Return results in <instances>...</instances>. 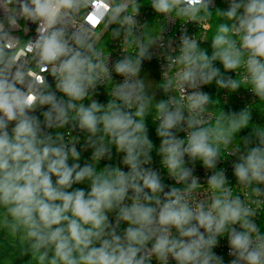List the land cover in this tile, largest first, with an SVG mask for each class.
<instances>
[{
  "label": "clouds",
  "instance_id": "9594fccd",
  "mask_svg": "<svg viewBox=\"0 0 264 264\" xmlns=\"http://www.w3.org/2000/svg\"><path fill=\"white\" fill-rule=\"evenodd\" d=\"M224 2L226 10L215 0H151L168 21L205 31L213 11L223 21L209 47L185 25L179 43H168L157 146L146 121L155 94L140 73L163 36H134L137 0H17L18 9L6 0L9 29L19 18L36 25L21 41L0 21V232L12 256L27 257L23 264H264V125L251 123L248 107L212 113L202 90L243 86L264 103V0ZM113 24L136 52L110 63L98 29ZM222 240L227 261L215 251Z\"/></svg>",
  "mask_w": 264,
  "mask_h": 264
},
{
  "label": "built area",
  "instance_id": "2783aa9c",
  "mask_svg": "<svg viewBox=\"0 0 264 264\" xmlns=\"http://www.w3.org/2000/svg\"><path fill=\"white\" fill-rule=\"evenodd\" d=\"M139 4L142 5L140 9V15L136 17L137 19V25L134 29V36L139 37L142 41L146 42L148 38L156 39L158 36H163V44L164 48L157 47L156 45H153L150 48V51L154 53L153 59L151 61L145 60L143 62V66L141 71L146 69L149 66H155L159 73V80L162 83L163 76L162 71L166 70L164 67L167 63L165 57L168 54V48L167 45L169 42L173 44L175 47L179 43V36L181 34V26L185 25V21L181 19H177L174 22L168 21L159 14H156L154 10L150 7L151 0H137ZM6 3V0H0V21H4L5 23V30L11 31L12 36L16 37L18 40L26 41L30 37H34L35 35V27L36 25H32L30 21L26 22L22 18L18 19L19 26L15 29H9L6 17L11 15V12L6 10L4 5ZM99 6V5H98ZM215 6H218L222 9L227 8V4L224 2V0H215ZM18 9V3L17 0H13L12 4L7 5V9ZM131 12V5H129V13ZM215 13V11H213ZM89 20L95 24L97 21L95 17H89ZM28 24L31 28V31L24 32L23 28L25 27V24ZM208 24L213 25V14L211 20L207 21ZM188 29V33L192 36H194L197 40H201L202 37L208 36L209 31L211 28L207 29L205 31L203 26H200L196 23L189 22L185 25ZM119 25L113 24L110 25L107 29L103 28V25H101V29H98V31H102L100 40L97 44L98 48L103 49L105 55L110 56V63L115 61L117 58H121L124 55H135L136 48L135 45L129 46L125 43V32L121 30V33L119 36H115L113 34L112 29L118 28ZM205 43L202 42V45ZM175 55V53H172ZM157 55L159 56V59H157ZM173 73H169V75H172ZM114 76V82H122L123 77H118L115 74ZM112 85H109L110 88ZM208 86H203L202 90L207 92ZM103 92L104 90L101 89ZM169 95H178V93H169ZM166 99L167 96L165 95ZM236 102L237 105H239L242 108L248 107L252 110V116H260L263 120L264 125V103L260 102L258 98H256L254 95L251 94L250 91L246 90L243 86L241 89H238L235 92ZM98 99L101 102L106 101L107 97L106 95L102 94L98 97ZM211 111V110H210ZM212 112V111H211ZM213 113V112H212ZM73 135H76V133H73ZM84 155H89V153H85ZM122 155V154H121ZM160 158L155 157L154 158V164L153 167H155L157 170H160ZM104 163V161H102ZM220 166L229 167V165L222 161ZM123 167V166H122ZM206 170L203 169L200 166V163H197V170L194 173L201 179V183H205L206 176H205ZM210 174V173H209ZM228 176L230 177V182L232 184H235V177L232 175L231 169L229 167ZM165 181L167 183H175L174 181H171L167 177H165ZM243 198V197H242ZM264 231V228L261 229ZM215 251L223 256L225 258V261L229 259L228 257V249L226 247V242L224 240L221 241L220 247L215 249Z\"/></svg>",
  "mask_w": 264,
  "mask_h": 264
},
{
  "label": "trees",
  "instance_id": "16d2710c",
  "mask_svg": "<svg viewBox=\"0 0 264 264\" xmlns=\"http://www.w3.org/2000/svg\"><path fill=\"white\" fill-rule=\"evenodd\" d=\"M220 22H223V21H221L216 16V12L213 13V25H212L211 30L208 33V36H207L208 41H207V43L202 45V47H209L211 37L215 33L217 24ZM209 51H210V48H209ZM160 83L161 82L158 78L155 86H152L150 88V94L154 93L155 99L153 100V108L151 110V114L148 117H146V121H147L148 127H149V138L151 140H153L157 146L159 145V139L157 138V136L155 134L156 124L153 123V116L155 115L154 104L158 100L166 99L165 94L163 93V90L159 88ZM207 92L211 95L213 101H215L214 104L209 106L210 110L215 114H219V112L221 110L227 112V111H239V110L243 109L242 107L237 105L235 93L229 92L226 89L218 90L214 83H213V85H208ZM251 123L263 125V120L261 119L260 116H252ZM152 155L154 158L158 157V156H156L155 152H153ZM85 156H88V155H85ZM14 252H16V248L14 247L13 242L11 240L5 238L4 234L2 232H0V264H6V261L4 258L13 259L14 264H23V260H26L27 257L17 258L15 256L11 255Z\"/></svg>",
  "mask_w": 264,
  "mask_h": 264
},
{
  "label": "rangeland",
  "instance_id": "374dc122",
  "mask_svg": "<svg viewBox=\"0 0 264 264\" xmlns=\"http://www.w3.org/2000/svg\"><path fill=\"white\" fill-rule=\"evenodd\" d=\"M141 77L145 79L146 83L149 84L150 88L155 86L159 78L158 70L155 66H149L140 73Z\"/></svg>",
  "mask_w": 264,
  "mask_h": 264
}]
</instances>
